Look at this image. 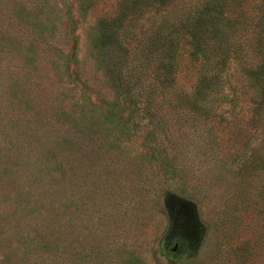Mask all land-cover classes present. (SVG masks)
Instances as JSON below:
<instances>
[{"label":"rangeland","instance_id":"374dc122","mask_svg":"<svg viewBox=\"0 0 264 264\" xmlns=\"http://www.w3.org/2000/svg\"><path fill=\"white\" fill-rule=\"evenodd\" d=\"M119 2L0 0V264L45 243L88 264H264V111L235 62L189 109L182 44L171 99L133 113L95 48Z\"/></svg>","mask_w":264,"mask_h":264},{"label":"trees","instance_id":"16d2710c","mask_svg":"<svg viewBox=\"0 0 264 264\" xmlns=\"http://www.w3.org/2000/svg\"><path fill=\"white\" fill-rule=\"evenodd\" d=\"M182 2L120 0L113 17L97 21V59L116 99L133 113L159 110L175 93L176 57L186 44L199 64L196 83L185 93L188 108L206 111L207 96L220 90L225 69L235 62L245 80L254 121L264 111V0ZM10 93L18 99L11 104L21 100L13 89ZM28 250L35 253L33 264L89 262L83 249L76 255L56 257L53 252L60 250L58 245L45 243ZM93 260L101 263L98 256Z\"/></svg>","mask_w":264,"mask_h":264}]
</instances>
